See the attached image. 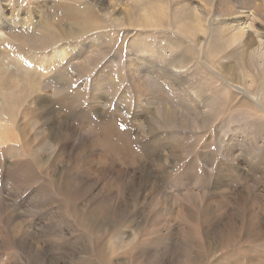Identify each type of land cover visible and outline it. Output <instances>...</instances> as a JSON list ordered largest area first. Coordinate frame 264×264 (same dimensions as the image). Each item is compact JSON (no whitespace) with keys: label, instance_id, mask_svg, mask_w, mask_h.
<instances>
[{"label":"rangeland","instance_id":"obj_1","mask_svg":"<svg viewBox=\"0 0 264 264\" xmlns=\"http://www.w3.org/2000/svg\"><path fill=\"white\" fill-rule=\"evenodd\" d=\"M229 1L79 0L97 33L36 67L77 2L0 0V50L42 82L0 87V264H264V71L237 59L264 48V0L234 2L256 12L238 38Z\"/></svg>","mask_w":264,"mask_h":264},{"label":"bare ground","instance_id":"obj_2","mask_svg":"<svg viewBox=\"0 0 264 264\" xmlns=\"http://www.w3.org/2000/svg\"><path fill=\"white\" fill-rule=\"evenodd\" d=\"M128 1L132 2L133 0H128ZM142 1H144V0H142ZM75 2H77L76 3L77 5L72 4L73 5L72 6L71 5V2H70V5L63 4V5H61V6L58 7V10H60V16L56 15V17H57V19H59V22L56 20L57 21V25H54L55 27H53V29L56 28V30H62L63 29V26H64L63 23H64V24L68 25L70 28H73L72 31H69L68 32L66 30L65 31L63 30V34H61L62 32L61 33L60 32H53L51 29H47V31L49 30L47 36H46V34L45 35H42V36H45V37H41V38L39 37L38 38V39H40L39 40V43H36V45H34V46L28 47L32 51H38V50H43V49L49 48L51 46V49H50L49 52H46L45 51V53H42V54H44V56L42 58H44V57H47L48 59H51L52 58L53 59L52 60L53 61L52 64L54 63L55 60L57 62L58 61H61L63 55L64 54L66 55V53H69V54L72 55L71 60L69 59L70 61H72L73 59L79 58V55L80 54L78 55L77 53H75L76 54L75 55L74 52H72V48H71V44L70 43H73L72 47L74 49L75 44H76V43H74V40L75 39H77L78 37H80L83 34L84 35L87 34L88 32L93 33V34L94 33H97V30H96V27L94 25V22L92 21V19H95V17L90 12H86L85 10H83V9H87L86 6L79 5V4L83 3V2H79V0H75ZM234 2H237V0H232V1H229V2H226L225 3V7L226 6H229V8H227L226 9V12H225L226 14H225L224 26H225L226 29H224V31L227 32V34H228L229 37H231V38H238L242 33L245 32V30H244L245 29V26L244 25L247 24L246 21L255 19L256 12H255V10L252 9L254 7V5L251 6V7H249V8H239V10L235 11L234 10V7H235V5H234L235 3ZM151 3H152V1H151ZM148 5H149L148 4V1L147 2L145 1L144 4H143V8H142V10L143 11H146L147 14H149L150 12H152V9H153V8L148 7ZM186 8H188V7H186ZM185 11H187V10H185ZM57 12H59V11H57ZM3 14L4 13H2V14L0 13V46H4V45H6V44L9 43V42L7 43V41H6L7 39H9V37H8L7 34L10 31L13 30L12 27L14 26V24L18 23V22H16L15 16H13V15L7 16V15H3ZM181 15L183 17H185V19H186L187 15H189L188 17H190V18H188V19L190 21H194L197 24L202 25V22H200V21H202V18L199 15H194V16H192V14H187L186 16H184L185 14H181ZM147 17H148V15H147ZM191 17H193V18H191ZM23 19L24 20L21 21V24L24 23V25H25L26 24L25 22H28L29 23V21L26 18H23ZM240 19H247V20H240ZM53 21H55V20H53ZM229 23H230V25H229ZM227 25H229V26H227ZM25 26H27V27L32 26V23L30 22L29 26L28 25H25ZM6 27H9V29L7 30ZM34 27L32 26V28H34ZM2 28L7 31L6 34L2 30ZM18 29H20V27ZM20 30H18V31H20ZM28 32H29V30L26 33H28ZM19 33H22V30ZM11 35L9 34V36H11ZM97 36L98 35H96V37ZM238 40L239 39H224L223 41H224L225 45L228 46L230 44L235 43V41H238ZM64 43H66V46H63ZM12 51H8L7 52V51L0 50V87L5 92L14 91L15 90L14 87L16 86V85H13V87H12L11 85H6L5 84V82H6L5 81L6 75H9L10 76L11 74H13L12 75V77H13L14 74H17L19 71H21V67L23 66L21 63L23 61H28L27 59L22 58V56L20 55V53L17 52L18 50L15 51V49L14 50L12 49ZM19 51H21V50H19ZM39 53H41V52H39ZM42 54H40V55H42ZM245 58L248 60L249 64L254 67V69L255 68L256 69H259V67L260 68L262 67L263 68V71H264V48H260V49H250L248 52H242V53H240L239 56H237V59L240 62V69H241V71L246 70L245 69L246 68L245 67V64L243 63V61H244ZM184 59H185L184 58V55L181 52H179L178 55H177L176 64L174 63L172 66L173 67L175 65L180 66L178 64H182V62L185 61ZM17 60L18 61H21V62H18ZM39 60L40 61L37 63L36 67L37 66L39 67V66H41V64H44L45 61H48L45 58L44 59H39ZM258 61H259V67H258ZM50 62H51V60H50ZM55 64H57V63H55ZM64 64H65V62L63 63V66H64ZM74 64H76V62ZM34 65H35V63H34ZM31 67H32V64L30 62V65H28V67L27 66L26 67H22L23 71L20 72V73H22V75L24 77V81L26 82L25 84L27 86H29V88L30 87H33L35 89H40V84L42 82H39L37 80L38 78L34 79L32 77L33 76L32 73H34V72H32V70L29 71V69ZM50 69H48V70H50ZM62 70L64 71L65 69H62ZM62 70H61V72H62ZM59 73H60V71H59ZM66 73H67V71H66ZM18 75H19V73H18ZM61 75L64 76L63 79H65L67 77V75H65V73H61ZM9 79H11V78H9ZM15 79H17V78H13L14 81H15ZM22 80L23 79H21V81ZM14 81H13V83H14ZM21 81H19V82H21ZM67 81L65 80V82H66L65 83V86H67V87L70 88L72 85H71L70 81H68V82ZM117 81L118 80L116 78L115 79L113 78L112 81H110L109 84L108 83L107 84L108 85H111V86H115L116 83H117ZM10 83H12V81ZM44 84H46V83H44ZM3 85H5V86H3ZM17 86H16V89L20 87V86L19 87H17ZM20 89H21V87H20ZM42 89H43V87H42ZM21 90H23V88ZM27 91H28V89H27ZM9 93L10 92L6 93V97L10 96ZM13 95H12V97H13ZM9 99H11V98H9ZM119 244H120V242H119ZM122 244H120V245H122Z\"/></svg>","mask_w":264,"mask_h":264}]
</instances>
